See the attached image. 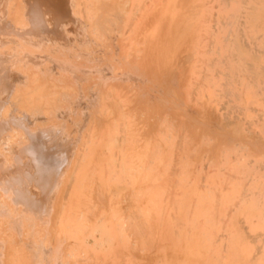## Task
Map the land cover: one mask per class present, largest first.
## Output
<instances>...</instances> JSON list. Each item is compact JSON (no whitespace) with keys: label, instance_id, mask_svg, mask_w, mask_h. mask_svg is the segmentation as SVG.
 <instances>
[{"label":"bare ground","instance_id":"bare-ground-1","mask_svg":"<svg viewBox=\"0 0 264 264\" xmlns=\"http://www.w3.org/2000/svg\"><path fill=\"white\" fill-rule=\"evenodd\" d=\"M0 264H264V0H0Z\"/></svg>","mask_w":264,"mask_h":264}]
</instances>
